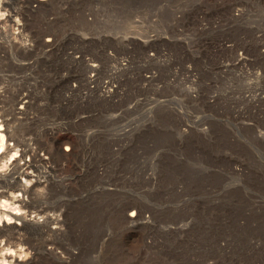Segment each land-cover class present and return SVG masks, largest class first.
<instances>
[{"label":"rangeland","instance_id":"374dc122","mask_svg":"<svg viewBox=\"0 0 264 264\" xmlns=\"http://www.w3.org/2000/svg\"><path fill=\"white\" fill-rule=\"evenodd\" d=\"M2 16L0 41L58 40L5 42L0 113L69 148L31 213L60 218L63 264H264V0H0Z\"/></svg>","mask_w":264,"mask_h":264},{"label":"bare ground","instance_id":"6f19581e","mask_svg":"<svg viewBox=\"0 0 264 264\" xmlns=\"http://www.w3.org/2000/svg\"><path fill=\"white\" fill-rule=\"evenodd\" d=\"M49 2L51 3V1H49ZM13 10H14V8H13ZM15 11H17V10L15 9L14 12ZM13 16H14V14H13ZM3 17L4 16L0 17V37H1L2 29L4 28V26H6V25L3 26V23H4ZM11 17L12 16H10L8 14L7 20H11L12 22L15 21V20H12ZM14 17H13V19H14ZM27 18L28 19L25 23L22 22L20 24V22L19 23L17 22L18 20L16 17L15 22H17V23H15V25H18V28L20 29V31H24L26 28V25L30 26L32 18L29 16ZM12 22H10L9 24L7 23V24L10 25V24H12ZM16 27H14V28H16ZM9 28L11 29L12 27H9ZM3 31H4V29H3ZM17 31L19 32V30H17ZM7 32H8V30H7ZM12 32L13 31H11V33ZM30 32H31V30H30ZM5 33H4V35H8ZM49 33L50 32H48V33H36L35 37H34L35 38V44H32V45L27 44V43H19V42H17L18 44H15L16 40L19 39V36H17L18 39L16 38V34H15V36L12 37L13 39L12 38L8 39V37H6L7 41L6 40L0 41V56H1V53L5 51V49H4L5 48V42H6V44H7V42H9L10 46L16 45L18 47V49L20 48V50L22 49L23 52H26V53L30 52L34 49L39 50V48H43L44 52H46V50H53L58 45V42H57L58 40L55 37L56 35H54L53 33H51V34H49ZM23 34H26V33H23ZM27 35H29L28 31H27ZM10 36H11V34H10ZM124 38L125 37L121 38V42L125 41ZM2 39H3V37H2ZM27 39H28V37H27ZM27 39H25V40L27 41ZM31 39H30V41H31ZM118 40H119V38H118ZM15 48H14V50H15ZM9 49H10V47L8 48V50ZM8 50H6V51H8ZM35 52H38V51L35 50ZM50 52H49V54H50ZM22 54H24V53H22ZM14 55H16V54H14ZM27 55L29 56V54H27ZM34 55H36V54L34 53ZM64 55L68 56L66 54V52H64ZM3 57L2 58L0 57V62L3 59ZM41 57H42V55H41ZM16 58L17 57L14 56L15 60H16ZM30 58H32V57H30ZM17 59H19V58H17ZM10 61L12 62V60H10ZM19 61L22 62V59H20ZM16 62H17V60H16ZM4 64H6V63H4ZM9 64H11V63H9ZM19 64L21 65L22 63H19ZM52 64H54V63H52ZM0 65H3L2 62ZM4 67L5 66H3L1 68H4ZM13 67H11V68H13ZM1 68H0V70H1ZM8 68H9V66H8ZM14 69H16V66ZM28 69L29 68H27V70ZM30 69H32V68H30ZM95 69H97V67ZM5 70H6V68H5ZM9 70H11V69H9ZM12 71L13 70H11V72ZM32 71H34V69ZM93 71H94V69H93ZM3 72H4V70H3ZM24 73H27V72L24 71ZM29 73L30 72H28V74ZM68 73H66V74H68ZM14 75H18L17 72H16V74L14 73ZM39 75H41V74H39ZM72 75H74V74L72 73ZM1 76H0V79H3L2 77H4V76H2V77ZM12 76H13V74H12ZM21 76L24 77L25 74H24V76L23 75H21ZM26 76H29V75H26ZM69 76H71V75H69ZM61 77H62V75H61ZM6 78H8V80L10 79L9 76H7ZM24 78H26V77H24ZM67 79L68 78H66L65 80H67ZM89 79H90V77H89ZM1 82H2V80H1ZM258 95H260V94H258ZM261 95H262V92H261ZM24 97H21L19 100L17 99L18 97L16 98L18 100V103L22 104L21 106L19 105V107H18L15 104H13V105L17 106L20 109L24 107L23 110H25L26 101H25ZM25 98H27V97H25ZM246 98H247V96H246ZM258 98H260V97H258ZM262 98H261V100H262ZM253 99H252V101H253ZM247 100H250V99H247ZM256 101L258 102V100H256ZM9 109L11 110V108H9ZM4 111H5L4 113L7 112L6 110H4ZM1 112H3V111H1ZM4 113H0V209L6 213H4L3 216H0L1 217L0 218V236H6V239L2 238L0 240V251L9 257L10 264H38L37 263V262H39L37 260L38 256L49 257V258H52L51 259L52 261H55L59 264H63L65 262L66 256L64 254H62L61 252H59L57 245L62 244L61 246H64L63 249L66 250L65 251L66 253H69V251H68V248H66V246H65L66 243L62 238V236H64L62 226H60V224L55 225V224L60 222V218H58L56 216L51 217V215L50 216L46 215V216H43L44 219H42V218H40V216L38 217L35 215H31V213L34 212V210H36L38 212H43L46 209L51 208V206H52L51 204L45 206V201H46L45 198H46L48 191L50 189L58 190L59 187L56 188V186L60 185V182L58 181L57 176H55L56 174L55 175L51 174V172L54 170V166H51V165H54V163L58 164L60 160H64V158H67L66 156L68 155L67 153H68L69 148L67 146L65 147L64 150H62L60 148L61 147L60 141H59V139H55V137L53 136L54 135L53 130L52 131H45L43 129H37L34 127L32 128L31 123L34 122L33 118H30L27 120L28 124L25 121L20 122V120H19L18 126H13L12 125V122H13L12 119L11 118L8 119V117H6V114H4ZM10 113H12V112H10ZM14 113H15V111H14ZM28 133H32V136L28 135ZM259 136L264 138V132L261 133ZM34 143H36L38 145H35ZM41 151H44V152L42 153ZM26 156H29V159H25ZM47 161L51 164L49 166L48 171H46L42 168L47 164L46 163ZM57 167H58V165H57ZM53 173H56V171ZM67 211L69 214V220L71 221L72 215H71L70 207H68ZM47 214H49V213H47ZM128 214H129V218L131 220H134L135 218L137 219V214L134 210L130 211V213H128ZM0 215H2V213ZM52 223H54L53 225H55V226L52 227L51 226ZM44 229H47L51 238H46V241L41 243L38 241V232L39 231L45 232ZM22 233L23 234L27 233L29 235L24 239L27 243H29L30 248H31V250H30L31 255L27 259L20 258V256L16 253L15 249H12L11 245H9V244H12V240H16V239L20 240V238H18V236L16 237V235L17 234L22 235ZM5 240H6V243H5ZM16 244L20 245L21 241H19ZM69 254H71V253H69Z\"/></svg>","mask_w":264,"mask_h":264}]
</instances>
